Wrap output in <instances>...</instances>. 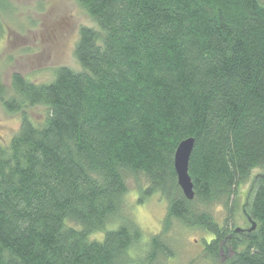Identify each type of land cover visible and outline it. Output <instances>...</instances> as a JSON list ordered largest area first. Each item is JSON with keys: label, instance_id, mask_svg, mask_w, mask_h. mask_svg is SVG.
<instances>
[{"label": "trees", "instance_id": "obj_1", "mask_svg": "<svg viewBox=\"0 0 264 264\" xmlns=\"http://www.w3.org/2000/svg\"><path fill=\"white\" fill-rule=\"evenodd\" d=\"M77 1L98 27L79 30L80 70L10 80L20 100L4 102L9 112L42 104L46 113L40 121L22 113L19 130L0 142V264L171 257L164 233L148 241L147 255L128 254L144 241L122 215L128 180L140 177L139 202L167 199L164 223L211 236L203 256L218 260L224 249L222 264H264V0ZM188 138L193 199L173 163ZM253 169L262 172L243 210L255 228L217 223L208 207L222 204L233 217L234 189Z\"/></svg>", "mask_w": 264, "mask_h": 264}, {"label": "rangeland", "instance_id": "obj_2", "mask_svg": "<svg viewBox=\"0 0 264 264\" xmlns=\"http://www.w3.org/2000/svg\"><path fill=\"white\" fill-rule=\"evenodd\" d=\"M0 20L4 25V34L0 38V142L8 143L18 130L21 114L25 113L40 121L46 113L44 105H23L20 111H8L4 102L11 98L19 101L10 80L14 74L21 73L28 80L34 82L49 81L53 70L61 65L74 71L80 70L75 58L74 47L78 41L81 27L97 29V24L85 11L77 0H0ZM261 169H253L248 182L239 184L235 190V212L229 217V210L222 204L208 207L210 215L219 224L233 223L235 228L249 229L244 207L248 206L249 189L253 184V177ZM145 177L138 180H128V192L138 193L141 187H146ZM145 197L139 202L125 199L122 215L134 220L143 233V243L136 247L142 256L149 252L148 241L157 234H163V245L170 248V256L159 255L154 264H222L228 260L230 254L221 249L218 260L203 256L205 240L211 237L194 227L182 226L177 219L164 223L167 211V199L156 193L155 202ZM252 194L249 197L251 199ZM145 201H149L150 217L142 222L137 220L134 209ZM125 213V214H124ZM100 239L102 234H95L92 238Z\"/></svg>", "mask_w": 264, "mask_h": 264}, {"label": "water", "instance_id": "obj_3", "mask_svg": "<svg viewBox=\"0 0 264 264\" xmlns=\"http://www.w3.org/2000/svg\"><path fill=\"white\" fill-rule=\"evenodd\" d=\"M193 143L194 140L191 138L183 139L175 149V155L173 158L174 172L176 173V183L180 187L182 194H184L188 199H193L194 197L193 183H191V178L188 173V160L192 153ZM247 220L249 224H251V227L247 229V231H250L255 228V223L249 216H247ZM236 229L239 231L242 228L239 227Z\"/></svg>", "mask_w": 264, "mask_h": 264}, {"label": "clouds", "instance_id": "obj_4", "mask_svg": "<svg viewBox=\"0 0 264 264\" xmlns=\"http://www.w3.org/2000/svg\"><path fill=\"white\" fill-rule=\"evenodd\" d=\"M138 198V193L136 191H130L125 195V199L129 200V201H135ZM155 198H156V194H154L151 198L150 201L152 203L155 202ZM134 213L137 217V220L142 222L144 220L145 217H150L151 216V211H150V207H149V201H145L144 204L138 205L135 209H134ZM128 254L129 256H134L135 255V248L134 247H130L128 249Z\"/></svg>", "mask_w": 264, "mask_h": 264}]
</instances>
